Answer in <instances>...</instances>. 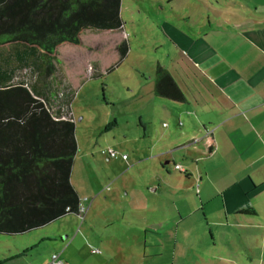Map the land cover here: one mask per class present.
I'll return each mask as SVG.
<instances>
[{"label":"rangeland","instance_id":"obj_1","mask_svg":"<svg viewBox=\"0 0 264 264\" xmlns=\"http://www.w3.org/2000/svg\"><path fill=\"white\" fill-rule=\"evenodd\" d=\"M186 1L122 0L121 17L126 23V38L130 40L127 41L128 57L123 63L117 48L120 41L106 31L85 32L80 44L60 45L58 55H50L23 42L0 46V88L27 87L44 101L52 117H68L70 112L75 122L74 138L77 142L70 185L81 198L103 189L101 196L110 201H104L93 211L94 214L102 211L107 216L99 214L91 219L92 213L86 216V211L80 210L79 218L75 213H68L22 234H1L0 257L21 254L16 260L10 261L14 257L4 264H50L53 253H59L66 264H100V257L105 256L104 253L111 256V252L113 260H118L117 264H232L215 259V252L222 248L214 245L211 226L205 225L203 208L193 211L187 221H182L179 212L182 205L177 202V197L152 190L153 183L160 179L152 178L149 170L144 171L151 161L128 165L136 157V148L147 151L149 140L144 135V128L148 134L153 125L146 122L149 108L140 110L137 101L123 100L134 96V85L137 84L134 70L137 67L148 71L152 62L166 59L164 52L169 43L163 39L160 28L165 21L183 24L179 21ZM202 1L189 0L190 10L193 11ZM226 1L220 0L218 4L224 7ZM169 52L173 56V51ZM92 56L101 60L102 74L91 77L88 76L91 74L88 67L93 65L96 69ZM49 59L55 63L56 71L46 79ZM65 76L73 80L70 85ZM130 84L133 87L128 89ZM141 115H144L143 121ZM155 127L163 130L161 121ZM54 138L58 147L70 153L73 151L71 133L70 136ZM110 147L120 155L109 156L103 152ZM124 154L129 156L128 160L122 159ZM136 194L139 199H144L146 194L149 209L143 206L145 203L134 204L132 200ZM195 204L196 200L183 209L187 211ZM153 206L154 212L151 211ZM115 212L119 217L114 216ZM123 213L131 215L126 222L132 229L121 227ZM148 218L152 229L145 232ZM185 228L189 231L186 236L183 235ZM100 240L114 242L113 248L104 251ZM117 243L119 247H115ZM98 248H101V254L96 251ZM241 254L243 264L245 254L242 250Z\"/></svg>","mask_w":264,"mask_h":264},{"label":"crops","instance_id":"obj_2","mask_svg":"<svg viewBox=\"0 0 264 264\" xmlns=\"http://www.w3.org/2000/svg\"><path fill=\"white\" fill-rule=\"evenodd\" d=\"M218 3L220 0H203L192 11L187 0L179 21L183 24L165 21L160 28L169 43L166 59L152 62L148 71L140 67L134 70V96L123 101H137L140 110L149 108L145 117L153 128L148 134L144 128L149 140L147 151L136 148V157L128 165L151 161L144 171L160 179L152 190L177 197L182 221H187L193 211L205 210V225L211 226L214 245L222 248L215 252L216 260L241 264L242 250L243 264H264V0H227L224 7ZM125 29L124 22L120 31L106 32L116 35V41H128ZM168 51H173V56ZM92 57L96 72L102 74L101 60ZM159 64L183 90L185 102L154 93ZM65 80L69 85L73 82L68 76ZM132 87L130 84L128 89ZM158 121L163 130L155 127ZM93 193L81 198L77 192L80 210H85L86 216L92 213L91 219L104 214L93 211L109 201L101 196L103 189ZM134 196V204L145 203L149 209L146 194L144 199ZM193 199L194 208L184 210ZM151 211H155L154 206ZM75 215L79 218L81 213ZM130 216L122 214L121 227L132 229L126 222ZM144 229H152L149 218ZM186 229L185 236L189 233ZM99 243L104 251L114 246L109 240ZM111 254L104 253L100 264H117ZM20 256L19 252L0 257V264Z\"/></svg>","mask_w":264,"mask_h":264},{"label":"trees","instance_id":"obj_3","mask_svg":"<svg viewBox=\"0 0 264 264\" xmlns=\"http://www.w3.org/2000/svg\"><path fill=\"white\" fill-rule=\"evenodd\" d=\"M122 0H0V46L23 42L58 55L64 43L80 44L85 32L123 28ZM117 44L120 60L129 51ZM56 65L49 59L45 78ZM99 75L96 69L89 76ZM154 93L185 102L186 96L161 64ZM25 86L0 88V235L42 227L68 213H80V197L70 185L77 153L75 122L52 117L48 106ZM73 136V151L58 147L55 136ZM54 138V139H53ZM69 207V209H67Z\"/></svg>","mask_w":264,"mask_h":264},{"label":"built area","instance_id":"obj_4","mask_svg":"<svg viewBox=\"0 0 264 264\" xmlns=\"http://www.w3.org/2000/svg\"><path fill=\"white\" fill-rule=\"evenodd\" d=\"M88 69H89V72L92 73L93 70H94L93 65L92 66H89ZM88 76H89V73H88ZM69 115L70 116H68V117H63V116L59 117V116H57V118L58 119H68L70 121H74L73 116L70 113H69ZM103 152H106L109 156H113V155L116 156L117 155V152L113 148H111V147L108 148L107 150H103ZM123 157L124 158H127V155L124 154ZM175 167L176 168H181V166L180 165H177V164L175 165ZM67 209H69V207ZM50 264H66V263H65V261L63 259H61L59 253H53L52 260H51V263Z\"/></svg>","mask_w":264,"mask_h":264}]
</instances>
